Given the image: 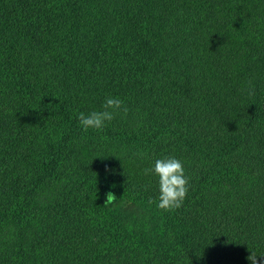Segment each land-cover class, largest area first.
<instances>
[{"label":"trees","instance_id":"obj_1","mask_svg":"<svg viewBox=\"0 0 264 264\" xmlns=\"http://www.w3.org/2000/svg\"><path fill=\"white\" fill-rule=\"evenodd\" d=\"M106 98L127 114L85 131L78 114ZM168 157L189 188L164 211L145 169ZM251 253L264 259V0H0V264Z\"/></svg>","mask_w":264,"mask_h":264},{"label":"clouds","instance_id":"obj_2","mask_svg":"<svg viewBox=\"0 0 264 264\" xmlns=\"http://www.w3.org/2000/svg\"><path fill=\"white\" fill-rule=\"evenodd\" d=\"M102 109L88 114L84 112L78 114L80 124L85 131L88 129L101 130L105 127L106 122L112 121L120 111L125 115L128 112L124 102L118 98H106ZM148 172H153L159 177V202L157 207L164 211L180 208L189 188V178L185 175L182 161L174 157L156 159L153 168L145 169V174ZM116 201V195L108 192L103 206L108 207L115 204ZM246 259L251 261V264H257L255 253H251ZM259 264H264V259L260 260Z\"/></svg>","mask_w":264,"mask_h":264}]
</instances>
